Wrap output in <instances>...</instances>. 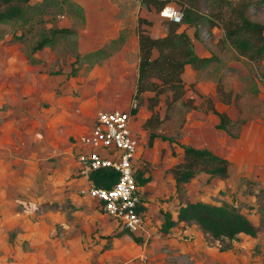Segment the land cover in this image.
Masks as SVG:
<instances>
[{
	"label": "rangeland",
	"instance_id": "1",
	"mask_svg": "<svg viewBox=\"0 0 264 264\" xmlns=\"http://www.w3.org/2000/svg\"><path fill=\"white\" fill-rule=\"evenodd\" d=\"M246 1L248 15L264 23V6ZM18 5L20 16L0 22V264H264V56L250 59L218 41L221 27L186 26L193 51L209 60L186 65V92L171 107L160 96L159 135L151 144L147 99L139 106L132 124L139 139L136 178L139 171L151 176L137 183L146 231L116 235L123 227L79 191L73 170L81 137L99 111L125 109L133 99L129 49L138 18L152 12L164 22L179 5L171 1L157 12L140 0ZM197 6L207 13L211 4ZM140 24L150 31L153 21ZM55 28L66 31L34 50ZM205 97L229 115L230 132L214 126ZM196 141L229 160L228 174L199 171L180 190L167 169L183 158L182 144ZM186 199L227 202L258 225L257 234L214 238L196 223L161 231L164 215L175 217Z\"/></svg>",
	"mask_w": 264,
	"mask_h": 264
},
{
	"label": "trees",
	"instance_id": "2",
	"mask_svg": "<svg viewBox=\"0 0 264 264\" xmlns=\"http://www.w3.org/2000/svg\"><path fill=\"white\" fill-rule=\"evenodd\" d=\"M20 0H0L5 4L0 11V22L12 20L22 14L18 5ZM148 7L156 11L162 10L168 2H176L183 11L182 19L177 22L167 19L165 33L159 36L152 35L140 22L150 24L147 18H138L135 32L138 38V65L132 98L137 100L138 108L147 99V108L151 115L146 118L144 127L149 129V144L159 134L154 130L160 123L159 113L154 107L160 101V96L166 94L167 108L183 97L187 86L182 73L187 64L199 67L209 60L208 56L197 55L192 48L191 37L186 31V26L204 24L210 29L213 26L221 27L223 37L218 41L227 40L238 53L248 56L250 59H259L264 56V23L251 18L247 13L248 1L246 0H208L211 4L208 12H204L197 6L198 0H140ZM255 5L264 6V0H255ZM185 24L183 28H180ZM66 31L63 28H55L51 35L40 39L34 46V50L42 48L57 32ZM22 37V36H20ZM154 50L156 55H154ZM218 91L223 92L218 83ZM150 95L146 96L145 92ZM229 99L225 100V102ZM205 109L218 116L217 127L229 131L231 118L225 111L215 108L210 97H205ZM163 139L171 138L161 135ZM184 155L181 160L169 167L175 185L180 186L191 181L199 171H204L211 177H226L228 174L229 160L207 147H196L191 144H182ZM174 152V149L172 150ZM95 184L109 185L115 179L114 170L109 167L101 168L91 174ZM151 176H142V171L137 174L139 184H144ZM138 209H145L140 205ZM187 226L196 223L200 229L209 233L214 238L233 237L239 233L255 236L258 231L256 225L246 214L233 205L223 202L221 204L210 203L202 200H184L180 203L176 218L169 214L164 215V221L160 226L161 231H167L169 227L180 224ZM131 233L123 228L116 235Z\"/></svg>",
	"mask_w": 264,
	"mask_h": 264
},
{
	"label": "built area",
	"instance_id": "3",
	"mask_svg": "<svg viewBox=\"0 0 264 264\" xmlns=\"http://www.w3.org/2000/svg\"><path fill=\"white\" fill-rule=\"evenodd\" d=\"M183 11L172 7L169 18L179 22ZM137 100L133 98L125 109L101 110L95 116L90 130L81 137L84 147L77 153L76 176L84 178L79 185L83 196L99 202L104 212L129 231L145 232L144 205L136 178L139 139L133 123L137 112ZM114 170L115 179L109 185L95 184L91 174L101 168ZM145 206V205H144Z\"/></svg>",
	"mask_w": 264,
	"mask_h": 264
},
{
	"label": "crops",
	"instance_id": "4",
	"mask_svg": "<svg viewBox=\"0 0 264 264\" xmlns=\"http://www.w3.org/2000/svg\"><path fill=\"white\" fill-rule=\"evenodd\" d=\"M170 5H174V4H170ZM154 11L155 12H157L155 9H154ZM149 14H150V16H148L147 14V16L146 15H144L148 20H151V21H153V26H150L149 28H150V33L152 34V35H154V36H159V35H162V34H164L165 33V30H166V27H165V24H164V22H163V20H164V16H162V18L160 19V20H158V21H155L154 20V18H153V16H152V12H149ZM156 15H158L157 13H156ZM155 21V22H154ZM160 23V24H159ZM144 26V25H143ZM145 26H147V25H145ZM144 26V27H145ZM155 27L157 28V29H161V31L160 32H155ZM132 49H129V50H131V52L133 53V61H134V71H135V78H136V74H137V65H138V50H139V46H138V38H137V35H136V33L134 34V42L132 43ZM128 50V51H129ZM156 53V51L154 50V54ZM134 84H135V82H134ZM106 104V103H105ZM105 104H103L102 105V107L105 105ZM215 114V113H214ZM216 115V114H215ZM217 116V115H216ZM216 116H215V118H213L214 120H213V122H214V126L216 127V128H218L217 127V122L219 121V119L217 118V120H216ZM218 117V116H217ZM91 124H92V122H91ZM218 129H221V128H218ZM157 137V136H156ZM156 137H154V138H156ZM153 138V139H154ZM201 143H199L198 141H196V142H194V143H192L191 145H193V146H196V147H203V146H201L200 145ZM139 153V152H138ZM138 155V154H137ZM139 158V157H138ZM137 158V159H138ZM172 165H169V167H171ZM169 167H168V169H167V171H168V173L172 176V174H171V172L169 171ZM75 172H76V166H75V169L73 170V173H74V177L78 180V182L80 183V184H82V183H84V178H82V177H80V176H76L75 175ZM172 178H173V176H172ZM174 179V178H173ZM147 183V182H146ZM146 183H144V184H146ZM176 183V182H175ZM143 184V185H144ZM143 185L141 186V188L143 187ZM175 187H176V185H175ZM86 197V196H85ZM88 198V197H87ZM177 213V212H176ZM173 217V216H172ZM173 218H176V215H175V217H173ZM144 233V232H143ZM124 234V233H123ZM122 235V234H121Z\"/></svg>",
	"mask_w": 264,
	"mask_h": 264
}]
</instances>
